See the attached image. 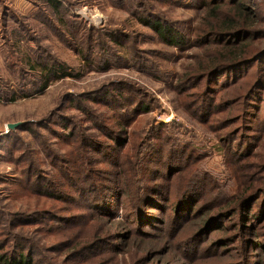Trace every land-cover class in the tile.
I'll return each mask as SVG.
<instances>
[{"label":"rangeland","instance_id":"1","mask_svg":"<svg viewBox=\"0 0 264 264\" xmlns=\"http://www.w3.org/2000/svg\"><path fill=\"white\" fill-rule=\"evenodd\" d=\"M11 1L15 2L12 3L20 12L30 6L29 0ZM64 1L72 12L84 21L87 28L114 27L126 31L128 37L122 51L125 60H115L113 57L107 60L106 57L98 56L93 59L92 65H87L83 54L80 55L73 48L64 46L50 32L42 33L40 26L30 21L28 24L30 28L36 25V30L26 33L34 35L37 43L46 46L58 59L67 61L80 74L58 80L50 84L43 92L17 98L16 101L0 99V138L12 132L8 128L9 123L21 122L13 129L19 134V147L10 151L2 144L0 145V218L2 220L0 241L4 240V243H7L5 241L8 236L20 238L22 235L26 240L23 241L24 245L31 244V255L36 264H91V262L93 264H240L244 259V264H259L258 259L264 260V252L248 242L251 237L249 235L235 241L236 234H231V229L221 235L213 234L218 231L220 225L209 223L204 229L206 232L197 236L201 220L195 219L194 213L191 214L193 203L189 206L182 201L172 211L170 208L165 210V205L164 210H156L161 219L145 217L144 207L147 206L148 201L153 202L151 199H156L153 203L160 208L163 204L158 199L166 196L174 201L178 196L177 187L180 186H177L178 176L172 179L166 177L171 176L167 170L170 165H167L166 161L157 163L159 159L156 152L155 156L154 154L152 156L157 158V162L146 160L145 147L143 151H138H142L138 157L128 154L130 151L135 153L136 148L132 146L137 143L138 137L134 136L136 142L125 148L115 159L116 164L102 156L94 159L96 155L94 152L89 156L92 166L84 165L86 167L84 168L81 162L74 163L75 160L72 162L71 153L78 146L80 133L86 131V127L81 126L84 120H89L91 113L92 119L87 122V134L97 131L96 122L104 121L113 126L120 119L116 116L119 113L112 112L111 107L95 104L81 105V98L89 95L90 92L106 88L107 84L116 80H124L137 87L140 91L138 95H142L139 99L144 100L151 107L148 112L133 120L130 126L132 134L136 132L140 135L144 129L145 132L150 130V125L162 123L165 124L163 130L167 135L192 141L207 151L208 154L197 160V163H192L190 171H186L181 177L182 182H185L191 174L193 177L197 175L207 179L208 189H204L202 201L209 205L206 204L208 206L205 208L207 213L204 218L207 214L212 216L215 213L214 222H220L225 226L229 223L228 209L234 205L233 202L238 201L239 197L244 198L256 192L258 185L264 181L263 112L259 111L257 117L251 120L252 122L245 123L246 128L243 130L253 135L255 133L259 138L245 139L251 148L256 145L257 147L248 157L240 159L221 147L220 137L232 130L234 126L221 128L217 126L215 119L222 120L227 116V112H216L209 121L205 122L193 110L196 101L201 100L199 93L204 87V82L185 93H180L176 88V83L181 81L182 75L192 70V66L197 64L199 55L207 46L194 43L195 28L199 25V18L203 13L196 3L201 0H126L123 4H117L112 0ZM141 5H145L147 10ZM256 10L264 12V6H259ZM145 11L154 12L161 18L173 22L174 25L184 26L190 34L189 44L177 48L166 42L159 43L160 39L156 36V32L142 21L148 19L145 17ZM32 44L36 47L35 42ZM6 50L7 45L1 35L0 80L6 84L11 83L12 91L19 90L17 80L26 73H20L18 68L15 78L4 59ZM23 55L19 54V57ZM140 56L149 57L153 67L158 69L162 77H156L138 69L135 64L138 61L137 57ZM262 65L264 66V63ZM256 67L257 64L253 63L245 70L251 74ZM260 72L264 70L260 69ZM195 92L198 94H194ZM212 94L217 101L225 92L222 87H218V90ZM131 99L129 102L132 101ZM186 103L191 104L186 105ZM66 114L71 117V123L62 120ZM47 119L57 122L52 126L54 128L45 127ZM61 121L66 125L58 124ZM30 122L35 123L32 127L37 130L36 132L20 128L21 125ZM240 123L241 120L237 125ZM250 124L252 126H247ZM62 133H68V138H64ZM52 150L60 156L61 160L71 161L68 169L76 179L81 177L85 179V173H90L89 167H93L94 170H101L94 174V179L98 182L107 186L113 185V187L120 184L123 190L124 207L121 206L118 215L115 214L113 218L94 215L89 206L83 203L81 199L83 194L80 195L79 189L73 188L71 179L64 173V169L60 168L62 164H57L59 161L51 154ZM255 153H258V156H255ZM23 155L26 159L16 163V157ZM135 159H139L138 165L132 164ZM53 161L56 163L55 166ZM30 162L34 163L33 168H30ZM261 163L263 168H258ZM29 169H34L35 173L39 171L40 174H49L47 179L56 181L61 189L74 197V201H62L42 194L36 190L35 180L24 184L25 178L30 177ZM82 183L84 187L86 179ZM151 188H156L157 192L151 191ZM140 197L145 199L142 201L139 213L134 215L132 211L135 208L136 199ZM227 198L230 202L225 204ZM161 201L164 202L163 199ZM194 208L196 210V207ZM46 209L69 216V223L64 224L50 217L43 220L25 218L27 222L16 223V214H31ZM127 213H131L130 222V216L128 217ZM232 219V225L237 224V229L240 230L242 226L239 217L234 216ZM14 222L15 225H13ZM50 228L62 229L66 234L53 236L51 232L50 235ZM129 228L131 233H127L124 240L113 249L119 233ZM96 240L100 241L96 246H88L86 250L80 252L83 247ZM104 240L111 242L105 245ZM223 245L230 249L221 251ZM10 246L11 244L6 250L11 252ZM84 251L87 252L84 253ZM249 257L251 261H255L249 262Z\"/></svg>","mask_w":264,"mask_h":264},{"label":"trees","instance_id":"2","mask_svg":"<svg viewBox=\"0 0 264 264\" xmlns=\"http://www.w3.org/2000/svg\"><path fill=\"white\" fill-rule=\"evenodd\" d=\"M7 1L0 0V37L2 35V40L7 45L4 59L7 62L8 69L14 75L18 71V68L21 71L20 73L26 74L17 80L19 90L15 91H12L13 85L11 83L6 84L0 80L1 100L16 101L17 98L32 96L43 92L50 84L58 80L80 74L67 61L58 59L46 46L39 42L37 43L34 35L26 33L30 30H36V25H33V28H30L28 25L31 20L40 26L43 30L42 33L44 31L50 32L64 46L73 48L80 55L83 54V59L86 60L87 65H92L93 59L98 56L106 57L107 60H110L112 57L115 60H125L122 51L126 46V39L128 37L126 31L114 27L105 29L87 28L84 21L72 12L64 0H29L30 6L23 12H20L17 7ZM112 1L117 4L126 2V0ZM196 5L200 6L203 13L199 18V25L195 28L196 36L194 43L199 46L204 44L207 46L204 47L203 53L199 55L197 64L192 66V70L182 75L181 81L176 83V88L180 93H185L186 91L195 89L199 84L204 82V87L201 89V93H199L201 100L196 101L193 110L205 122L209 121L214 113L226 111L227 116L222 120L216 118V124L218 123L217 126L221 128L234 127L220 137L222 142L221 147L231 155L245 159L257 147L256 145L251 148L248 142H245V139L249 140L251 137L259 138L255 133L253 135L243 130L246 128L245 123L252 122L251 120L257 117L259 111H262L264 114V72H260V69L264 70V66L262 65L264 63V12L256 10L257 7L264 6V0H201ZM141 6L147 10L145 5ZM145 14V17L148 19H143L142 21L156 32V36L160 39L159 43L166 42L177 48L189 44L190 34L184 26L174 25L173 22L161 18L154 12L145 11ZM33 42H35L36 47H33ZM19 54L20 56L24 55L19 57ZM137 60L135 66L138 69L153 74L156 77H162L160 72L157 71L158 69L153 67V62L149 57L140 56L137 57ZM253 63L257 64V67L250 74L245 69ZM218 87H222L225 94L221 95L216 101V97L212 92L218 90ZM139 93V89L134 85L124 80H116L107 84L106 88L90 92L89 95L81 98V105L95 104L111 107L112 112L115 114L119 113L116 116L120 119L115 125L112 124L114 127L104 121L96 122L97 125L95 127H97V131L87 134V122L92 119V113L89 111L91 113L89 120H84L81 126L83 128L86 127V131L80 133L78 146L71 153L72 162L75 160L74 163L81 162L83 166H92L89 156L94 152L96 154L94 155V159H99V156H102L116 164L115 159L119 157L125 148L136 142L134 136L138 137L137 143L132 146V148H136L135 153L130 151L128 154L131 153V155L138 157L145 147L144 156L146 160L157 162V158L155 159L152 156L153 154L155 156L156 152V156L159 159L157 163L166 161V164L170 165L167 170H169L172 177H166L170 179L179 177L177 186H180L177 187L178 196L174 201L166 196L158 199L163 204L160 208L156 207L153 203L156 199H151L153 202L148 201L147 206L144 207L145 217L161 219L157 211L166 210L167 208H170L172 211L182 201L189 206L193 203V208L196 207V210L191 207V214L193 215L194 213L195 219L201 220L199 222L200 229L198 228L199 235L197 236H201L206 232L204 229L209 223L211 225L218 224L220 227L213 234L221 235L223 232L230 231L229 229H231V234H236V237H234L235 241L249 235L251 237L248 242L256 245V249L264 252V181L261 185H258L256 192L244 198L235 197L238 201L233 202L234 205L228 209L227 220H229V223L227 225L224 226L220 222H214L215 213L212 216L207 214L206 218H204L207 213L205 208L209 205V203L202 201L204 189H208L207 179L203 176L198 177L197 175L193 177V174H191L185 182H182L181 177L183 173L190 171L192 163H197V160L205 157L208 154L207 151H204L192 141L167 135L165 130H163V125L165 126V124L162 123L150 125V130L145 132L144 129L140 135L133 132V135L130 131L133 120L151 109L147 102L139 99L142 97V95H138ZM194 94L198 93L195 92ZM130 97H134L135 99H131ZM130 99L132 100L131 102H129ZM189 104L191 103H186V105ZM62 120L71 123V117L67 114L63 116ZM240 120L241 123L237 125ZM54 121L53 119H47L45 127L48 129L54 128L52 126H54V123H57ZM27 124L21 125L20 128L32 132L37 131L32 127L35 123L30 122ZM58 124L61 126L66 125L62 121ZM247 126L250 127L252 124ZM69 127L71 128V126ZM67 134L62 133V136L67 139ZM1 144L5 149H9L10 151L15 148L17 149L20 145V137L17 131L12 130L8 136L1 137ZM139 150L142 151L138 152ZM66 153L69 155L68 152ZM51 154L58 159L59 162L57 164H62L60 168L64 169V173L71 179L73 188L75 190L79 189L80 195L83 194L81 198L83 203L89 206L94 215H104L112 218L115 217V214L118 215V210L122 208L121 206L124 207L122 200L123 190L120 184H116L113 187V185L107 186L98 182L94 179V174L99 173L101 170H94L92 169L93 167H89L91 168L90 173H85L86 183L83 187L82 182L85 179L82 177V180L80 178L76 179L68 169V164L71 161L61 160L60 156H57L53 150ZM255 156H258V153H255ZM24 158V155L16 157L15 162H21ZM138 162L139 159H135V161H132V164L138 165ZM53 163L55 166V161ZM261 165L262 163L258 168H263ZM29 166L33 168L34 163L30 162ZM84 168L86 167L84 166ZM29 171L28 175L30 174V177L25 178L24 184L35 180L36 190H39L42 194L62 201H74V197L61 189L56 184V181L47 179L49 174H40L39 171L35 173L34 169H29ZM155 190L157 192L156 188H151V191L155 192ZM229 198L226 199L225 204L230 202L228 201ZM144 199L145 197L136 199L137 202L132 211L134 215L139 213ZM162 199L164 202L161 201ZM165 205L166 207L164 208L163 206ZM127 214L128 217L130 216V222L132 220L131 213ZM234 216L240 219L242 226L240 230L237 229V224L232 225L233 221L231 220H233L232 217ZM47 217L64 224L69 223V216H64L54 210L48 209L35 211L31 214H16L15 218L17 219L16 223L18 221L24 223L27 222V218H40L43 220ZM1 221L0 218V224ZM13 225H15V222ZM228 225H232L233 229L231 228L232 226ZM148 227H151V225H148ZM53 228L49 229L50 235L51 232L53 236L66 234L62 229L55 230ZM129 232L131 233L130 228L124 230L121 233L122 235L119 233V238L115 240L116 246L113 249L124 240V237ZM7 238L5 241L7 243H4V240L0 241V264H36L31 255V244L24 245L23 241L26 240L22 235L20 238L16 236H8ZM99 242L96 240L86 245L80 252L86 250L88 246H96ZM103 242L107 245L106 243L110 244L111 241L104 240ZM9 244H11V252L6 250ZM223 246L221 251L230 249L226 245ZM87 251H84V253ZM91 255L94 256V254ZM258 260L259 264H264L263 259ZM250 261L251 258L249 257ZM244 263L245 259L240 264Z\"/></svg>","mask_w":264,"mask_h":264},{"label":"water","instance_id":"3","mask_svg":"<svg viewBox=\"0 0 264 264\" xmlns=\"http://www.w3.org/2000/svg\"><path fill=\"white\" fill-rule=\"evenodd\" d=\"M21 122L9 123L8 128L13 130L15 129Z\"/></svg>","mask_w":264,"mask_h":264},{"label":"crops","instance_id":"4","mask_svg":"<svg viewBox=\"0 0 264 264\" xmlns=\"http://www.w3.org/2000/svg\"><path fill=\"white\" fill-rule=\"evenodd\" d=\"M7 2H9V3H11L12 5H14L13 3H15V2H13V1H11V0H8ZM13 2V3H12ZM1 30V29H0ZM0 34H1V31H0Z\"/></svg>","mask_w":264,"mask_h":264}]
</instances>
